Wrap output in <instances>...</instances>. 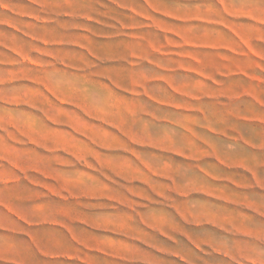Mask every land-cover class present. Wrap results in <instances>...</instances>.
I'll return each mask as SVG.
<instances>
[{
	"label": "rangeland",
	"instance_id": "374dc122",
	"mask_svg": "<svg viewBox=\"0 0 264 264\" xmlns=\"http://www.w3.org/2000/svg\"><path fill=\"white\" fill-rule=\"evenodd\" d=\"M0 264H264V0H0Z\"/></svg>",
	"mask_w": 264,
	"mask_h": 264
}]
</instances>
